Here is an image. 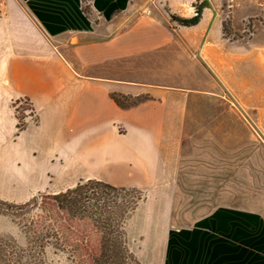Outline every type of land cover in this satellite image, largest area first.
I'll return each mask as SVG.
<instances>
[{"label":"crops","instance_id":"0c3cea01","mask_svg":"<svg viewBox=\"0 0 264 264\" xmlns=\"http://www.w3.org/2000/svg\"><path fill=\"white\" fill-rule=\"evenodd\" d=\"M148 1L94 0L106 17L89 24L81 0H7L0 7V180L11 188L1 198L23 202L81 179L106 180L90 172L93 166L113 167L108 181L116 187L155 195L164 187L160 177L173 176L184 158L191 164L205 135H224L221 110L197 108L221 104L213 93L217 81L190 71L193 51L224 56L215 45L222 17L214 15L224 0H163L186 17L193 14L183 13V4L201 6L199 23L189 27L170 25ZM68 33L76 35L74 45L64 40ZM178 59L186 62L178 67ZM114 94L138 101L119 107ZM18 99L29 101L37 118L20 130L11 107ZM15 152L21 176L5 155ZM257 169L229 176L228 195L236 189L239 199L228 197L187 224L178 222L162 190L169 198L166 234L150 264H264V162Z\"/></svg>","mask_w":264,"mask_h":264},{"label":"rangeland","instance_id":"374dc122","mask_svg":"<svg viewBox=\"0 0 264 264\" xmlns=\"http://www.w3.org/2000/svg\"><path fill=\"white\" fill-rule=\"evenodd\" d=\"M162 1L149 0L148 6L157 12V4L163 13ZM6 2L7 0H0V7ZM84 4L88 11V24L91 21L104 22L106 16L96 9L94 0H85ZM197 6L199 5L186 3L181 9L187 15L195 14ZM214 7V15L217 12L222 17L220 39L215 38V45L219 41L220 49L217 50L223 52L224 56L220 54L219 58L217 54H211V51L208 54L201 50L193 51L190 54V65L194 69L189 70L193 74L198 73V77L201 75L202 79L206 74L209 81H217L213 93L221 104L212 101L205 102L207 106H204L200 102L201 107L197 108L221 110L224 135L222 136V130V139L215 135L213 140V137L205 135L198 144L190 165V161L184 158L173 176L163 175L158 180L164 185L163 192L170 193L172 208L175 204L178 222L181 224L189 223V219L200 215L198 213L221 202L228 203V197L239 199L240 194L236 189L228 195V191H232L229 183L231 179L253 175L258 171V163L264 162V0H224L222 5ZM71 21H68L70 27L74 26ZM83 23L86 25L85 21ZM77 25L75 30L79 29ZM75 36L68 33L64 40L67 44L74 45ZM50 41L54 45L58 43L55 39ZM212 41L214 40L211 43ZM209 47L212 48L213 44H209ZM178 60L177 66L180 67L185 59ZM98 67L103 68L104 64H99ZM196 67H201L202 72L195 71ZM111 98L114 101L117 98L122 104L128 105L138 101V98L118 94L111 95ZM11 105L17 118L18 130L27 123L36 122L37 118L29 101L18 99ZM206 123V130L209 131L212 119ZM98 154V149L91 154L92 166L98 160ZM5 155L11 159L17 176H21L16 163L19 154L15 152ZM92 169L94 171L90 172L106 178L101 180L109 183L113 167L103 169V166H97L96 169L93 166ZM76 179L75 175V181ZM6 182L0 180V192L9 194L11 188L5 185ZM126 188L128 187L117 191L99 190L101 192L96 195L101 199H98L99 203L92 200L87 212L81 213L58 210L50 198L61 192L56 189L48 188L23 202L7 201L0 197L7 204L0 208V237L13 238L20 246H25L30 240V248L23 254L29 255L34 264H95L94 258H98L101 251L107 252L109 249L108 252L130 254L140 264H150L160 254L161 240L166 234L169 198L160 194L162 190L158 189L161 186L154 189L157 191L155 195H149L145 189L134 188L136 196L140 197L137 205L133 210L123 212L122 205L132 194ZM33 198L37 201L24 204ZM94 212L98 213L95 215ZM99 220L105 221L102 223ZM47 233L51 245L43 248L42 245L46 242L43 236Z\"/></svg>","mask_w":264,"mask_h":264},{"label":"trees","instance_id":"16d2710c","mask_svg":"<svg viewBox=\"0 0 264 264\" xmlns=\"http://www.w3.org/2000/svg\"><path fill=\"white\" fill-rule=\"evenodd\" d=\"M82 2V9L83 11L87 14L88 11L85 8V0H81ZM162 11L164 15L167 17L168 21L170 22V25L172 26H193L195 24H198L200 19H201V6H197L195 14H193L191 17H186V16H180L177 15L173 12L170 11L168 6L164 1H162ZM116 102H118L119 105L125 106L128 104H122L121 102L118 101L117 98H115ZM132 104V103H130ZM129 104V105H130ZM124 190V187H116L113 184L101 181L99 179H87V180H81L79 181L76 186L65 189L64 191H61L57 194L52 195L51 200L53 201L54 205L58 210H65V212H87L88 208L90 207V202L95 201L96 203H99V200H101L98 196L96 195L100 193L101 191L99 190ZM132 194L129 197V199L123 204V212H128L130 210H133L135 206L137 205L138 199L140 197L136 196L137 191L132 188L128 187L126 188ZM102 191V192H103ZM99 199V200H98ZM37 199L33 198L30 201L24 203L25 205L27 204H32L33 202H36ZM3 205H7L3 200L0 199V208ZM119 207V206H118ZM120 208V207H119ZM98 212H94L96 215ZM109 219V218H108ZM105 219V220H108ZM105 220H99L100 222L104 223ZM107 224V222H106ZM49 234L47 233L46 235L43 236V239L46 241L45 244L42 245L44 248L46 245L50 246L51 244L48 241ZM29 241L26 242L25 246H20L15 243L13 238L9 237H0V264H32V260L29 255L23 254L25 251H27L30 246H29ZM55 246L57 244V241L54 243ZM53 245V244H52ZM54 246V245H53ZM14 250L10 251V248H13ZM104 247V246H103ZM106 248V246H105ZM110 250V249H109ZM108 250V251H109ZM106 252V251H101L99 254V257L94 258V263L95 264H126L129 261V264H140L136 259L132 258L130 254H122L121 252ZM43 253V252H42ZM44 255L42 254V257ZM130 257V258H129ZM17 259V260H16ZM34 264V263H33ZM35 264H43L40 262H36ZM47 264V263H45Z\"/></svg>","mask_w":264,"mask_h":264}]
</instances>
